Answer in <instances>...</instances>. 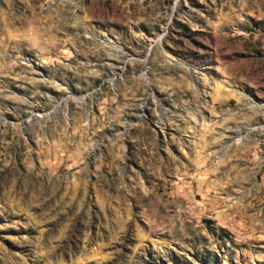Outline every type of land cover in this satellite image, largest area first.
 <instances>
[{
  "label": "rangeland",
  "instance_id": "374dc122",
  "mask_svg": "<svg viewBox=\"0 0 264 264\" xmlns=\"http://www.w3.org/2000/svg\"><path fill=\"white\" fill-rule=\"evenodd\" d=\"M0 264H264V0H0Z\"/></svg>",
  "mask_w": 264,
  "mask_h": 264
},
{
  "label": "water",
  "instance_id": "95a60500",
  "mask_svg": "<svg viewBox=\"0 0 264 264\" xmlns=\"http://www.w3.org/2000/svg\"><path fill=\"white\" fill-rule=\"evenodd\" d=\"M152 55H153V46H151L147 57L144 59V62L146 63L151 58Z\"/></svg>",
  "mask_w": 264,
  "mask_h": 264
},
{
  "label": "bare ground",
  "instance_id": "6f19581e",
  "mask_svg": "<svg viewBox=\"0 0 264 264\" xmlns=\"http://www.w3.org/2000/svg\"><path fill=\"white\" fill-rule=\"evenodd\" d=\"M202 77H203V76H202ZM207 79H208V78H206L205 76L203 77V80H204L205 82L207 81ZM219 84H220V83H219ZM217 87H219L218 89H220V88H221V86H220V85H218V84H217ZM225 87H226V86H225Z\"/></svg>",
  "mask_w": 264,
  "mask_h": 264
}]
</instances>
